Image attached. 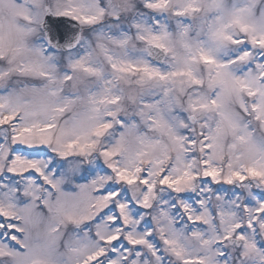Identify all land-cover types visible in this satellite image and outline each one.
I'll list each match as a JSON object with an SVG mask.
<instances>
[{"label": "snow or ice", "instance_id": "snow-or-ice-1", "mask_svg": "<svg viewBox=\"0 0 264 264\" xmlns=\"http://www.w3.org/2000/svg\"><path fill=\"white\" fill-rule=\"evenodd\" d=\"M0 264H264V0H0Z\"/></svg>", "mask_w": 264, "mask_h": 264}]
</instances>
